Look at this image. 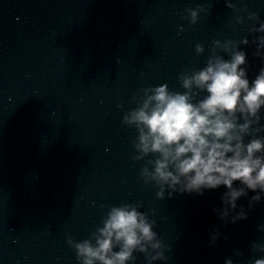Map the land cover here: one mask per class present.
<instances>
[{"label":"water","instance_id":"1","mask_svg":"<svg viewBox=\"0 0 264 264\" xmlns=\"http://www.w3.org/2000/svg\"><path fill=\"white\" fill-rule=\"evenodd\" d=\"M234 2L264 17V0ZM200 4L189 24L186 9ZM247 11L225 0H0V264H80L67 237L89 238L122 203H140L171 246L155 264L227 256L252 264L264 255L252 246L264 242V200L225 223L214 211L223 186L158 198L140 176L148 158H133L137 129L122 122L144 87L183 91L179 75L206 64L214 39H251ZM241 47L254 76L264 59L254 44ZM215 229L221 236L210 244ZM136 264H145L142 253Z\"/></svg>","mask_w":264,"mask_h":264},{"label":"clouds","instance_id":"2","mask_svg":"<svg viewBox=\"0 0 264 264\" xmlns=\"http://www.w3.org/2000/svg\"><path fill=\"white\" fill-rule=\"evenodd\" d=\"M225 2L228 8L247 11L246 6L238 9L234 0ZM202 11L203 4L188 7L183 19L196 24ZM247 18L252 21L251 39L247 35L239 41L214 39L206 64L179 75L183 91L172 90L167 83L144 87L137 106L122 119L137 129L133 158H148L140 176L156 188V196L203 195L223 186L221 205L214 211L225 223L246 219L249 210L264 200V66L250 76L248 53L241 47L254 44V54L264 59V17L247 11ZM244 22L243 14L235 17L236 24ZM184 30L180 25L179 31ZM195 50L203 53L205 45L197 42ZM241 197L249 198L247 208L238 204ZM142 207L112 205L89 238L76 240L69 235L67 243L80 264H136L137 253L144 255L145 264L168 261L171 246ZM257 228L264 231V223ZM209 235V243L215 244L221 232L215 229ZM252 246L264 252V242L254 241ZM234 252L242 255L239 249ZM223 264L236 261L227 256ZM252 264H264V255Z\"/></svg>","mask_w":264,"mask_h":264}]
</instances>
